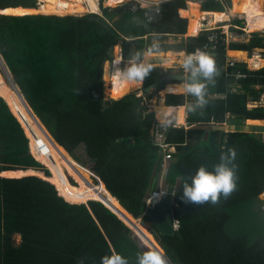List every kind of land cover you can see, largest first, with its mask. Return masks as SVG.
<instances>
[{
    "label": "trees",
    "instance_id": "trees-1",
    "mask_svg": "<svg viewBox=\"0 0 264 264\" xmlns=\"http://www.w3.org/2000/svg\"><path fill=\"white\" fill-rule=\"evenodd\" d=\"M134 4L128 0L101 7L102 15L0 13V57L60 150L80 171L85 167L77 153L81 150L92 170L85 168L97 175L98 183L82 176L104 197L115 198L125 212L141 219L142 229L170 264H264V200L259 197L264 192V135L220 128L229 117L230 123L264 119V104L249 106L264 96V65L251 69L244 61L231 64L227 56L228 48L249 54L259 48L264 58V33L252 32L247 41L227 43L225 33L215 29L221 39L210 52L219 75L207 85L208 104L195 114L187 112L186 125L168 128L167 140L175 146L167 170L168 189L179 179L174 206L179 224L173 233H162L144 214L146 198L157 188L161 171L152 134L157 117L148 101L159 97L166 84L185 82V72L157 66L143 81L141 95L132 91L119 98L105 95L103 79L104 64L114 59L115 46L120 45L124 60L153 44L158 45L154 52L202 50L213 31H200L202 13L243 17L250 11V0H165L132 10ZM9 6L37 8L38 0H0V9ZM145 13L152 15L151 21ZM242 23L234 20L236 25ZM171 35L177 41L168 42ZM241 50L233 53L245 54ZM183 91L169 90L164 95L166 105L194 102ZM31 137L0 77V172L5 175H0V264H79L81 260L101 264L112 250L129 264H137V255L151 247L100 195L88 202L65 197L41 163L51 168L48 160L38 158L32 149ZM29 138L37 159L30 152ZM228 149L237 153L236 191L227 199L221 196L216 204L182 200L185 180L190 183L201 165L213 170ZM63 161L68 183L79 188L83 179Z\"/></svg>",
    "mask_w": 264,
    "mask_h": 264
},
{
    "label": "bare ground",
    "instance_id": "bare-ground-1",
    "mask_svg": "<svg viewBox=\"0 0 264 264\" xmlns=\"http://www.w3.org/2000/svg\"><path fill=\"white\" fill-rule=\"evenodd\" d=\"M118 1L119 0H106V3L113 5L114 3ZM41 2H43L42 3L43 5L40 7L38 6L39 8H24L22 6H15V7L9 6V7L0 9V12L5 13V14H27V13H35V12L36 13L45 12V13L66 14V13H73V12L79 13V12L87 11V8L82 4V0H41ZM91 9L92 10L97 9V2H95V0H92L91 2ZM250 10L251 12L250 11L246 12L243 15V18L246 19L247 27L249 28V30L250 31L252 30L253 31H257V30L264 31V0H252V4L250 5ZM230 16L231 15L227 14L226 12L207 11V12L202 13V18H206L208 20V25H212L218 22L228 21ZM203 26H205V23L202 22L201 28ZM118 51H119V47L117 46L115 47V50H114L113 60L115 61L119 59L121 63L118 66L113 64L112 73H110V69L108 70L107 68H105V71L106 70L109 71V76H108L109 79H108L106 92H108L113 98H119L123 96L128 91H130L132 87H134V86L130 87L127 84V82L119 80L118 77L115 74H113L115 68L116 67L121 68L120 65L122 64V59ZM160 54H162V56L165 57L163 59V63H162L163 65L170 64L174 61V57H173L174 55L171 51L161 52ZM257 57L259 58V56ZM257 57L250 58L248 59V61L253 63L256 59H258ZM259 60L258 62H260ZM2 67L4 68V71L6 73L5 67L3 65ZM5 85H6L7 91L9 93H12L9 86L7 84ZM171 86H176V85H171ZM12 88L18 94L21 102L24 104L25 108H27V111L30 115V116L25 115L24 110L18 107L20 110H22L21 115L23 116L24 121L27 122L28 130L31 133V136H32L31 138L33 141L32 149L35 151V154L38 158H40L41 160H44V159L48 160L52 169L48 166V164H45L41 161L40 162L43 163L50 170L51 174L53 175V177L55 178L57 182L59 189L62 191L64 196L72 201H76V200L87 201L88 199L94 198L95 194L103 196L104 193L100 192V190L94 184H92L91 182H89V180H87L84 176H82L83 173H81V171L79 172L78 167H76L68 159L69 158L68 153L65 151V154H64L60 150L63 148L60 147V145L48 133V130L46 129V127L40 124L42 122L34 115L33 111L29 108V105H27V103L23 99L18 89L14 87L13 85H12ZM12 97L14 99L13 94H12ZM153 106H154L156 115L160 120L167 121L170 118L171 119L174 118V120L177 123L182 124L185 122V106L184 105H180V106L166 105V103L161 99L159 102H154ZM37 145H41L43 149L38 150ZM56 152H58L59 155L61 156V159L64 160L63 162H65L71 169L76 171L77 174H79L82 177L84 183L79 188H74L68 183V180L70 182L69 173L66 171V168H65L66 175L64 174L63 172L64 167L60 163V159L56 155ZM89 174H92V173L89 172ZM86 186H88V188H90V190L93 191L94 193H92ZM105 191L108 193L110 197H114L106 189ZM102 198L103 200H105V202L110 207H112L122 217H124V214L127 215V213L125 212V209L120 206L119 201L118 203H116L115 198H113L112 200L104 196Z\"/></svg>",
    "mask_w": 264,
    "mask_h": 264
},
{
    "label": "clouds",
    "instance_id": "clouds-1",
    "mask_svg": "<svg viewBox=\"0 0 264 264\" xmlns=\"http://www.w3.org/2000/svg\"><path fill=\"white\" fill-rule=\"evenodd\" d=\"M158 48L153 44L146 52L137 51L131 55L123 69L116 67L113 74L119 80L127 82L131 86L142 84L145 78L156 69L152 53ZM119 65V59L113 62ZM184 72L187 74L183 88L186 94L194 97V102L187 105V112L195 114L197 110L204 109L207 104V85L214 81L219 75V69L214 57L205 51L197 49L187 54L182 62ZM168 90H174L169 86ZM235 149H228L220 156V162L213 165V170H208L201 165L196 173L191 176V182L183 183V196L186 203L204 204L211 202L216 204L221 196L225 199L231 196L237 189L236 181V158ZM40 162V161H39ZM175 195V191L173 192ZM79 264H83L81 260ZM101 264H129V261L121 254L112 250L111 255L102 257ZM137 264H168L165 253L162 249H149L137 255Z\"/></svg>",
    "mask_w": 264,
    "mask_h": 264
},
{
    "label": "rangeland",
    "instance_id": "rangeland-1",
    "mask_svg": "<svg viewBox=\"0 0 264 264\" xmlns=\"http://www.w3.org/2000/svg\"><path fill=\"white\" fill-rule=\"evenodd\" d=\"M40 0H38V2H39ZM252 1V0H251ZM103 5H111V6H116L117 4L116 3H114L113 5L112 4H108V3H106V0H103ZM231 3H232V0H231ZM38 6L40 7V4H38ZM39 7H37V8H39ZM229 8H226V10L225 11H227ZM250 12H251V10H250ZM36 13V12H35ZM37 13H45V12H37ZM46 14H56V13H46ZM66 14H72V13H66ZM66 14H58V15H66ZM75 14H77V13H75ZM201 19L203 20L202 22L203 23H205V27L203 28V29H201L200 31H202V30H206L207 28H218V29H220L221 30V32H224L225 33V35H226V37H227V40H242V41H247L248 40V38L250 37V35H251V33L252 32H260V33H264V31H250L249 30V28L247 27V22H246V19H244L241 15H239V14H231V16H230V18H229V20L228 21H225V22H218V23H215V24H212V25H208V20L206 19V18H202V16H201ZM206 19V20H205ZM235 19H240V20H242V24H241V26H239V25H236V24H234V20ZM189 20V19H188ZM213 26V27H212ZM233 28H235V30L233 29ZM237 30H242V32L240 33L239 31H237ZM199 31V32H200ZM199 32L197 33V34H199ZM197 34H195V35H197ZM188 35H194V34H188ZM188 35H186L185 34V36H188ZM175 41H177L176 39H175V37L174 36H169L168 37V42H175ZM117 47V46H116ZM114 50H115V48H114ZM257 50H259L260 51V49L259 48H256L255 50H253V52L252 53H256V54H259V52H257ZM251 53V54H252ZM255 57H257V56H255ZM113 58H114V51H113ZM258 58V57H257ZM175 60H177L176 62H179V60L178 59H176L175 58ZM247 63V62H246ZM125 64L126 63H123V64H121L120 65V67H121V69H123L124 67H125ZM107 65V66H106ZM248 65V64H247ZM109 65H108V60L105 62V64H104V72H103V79H104V93H105V95L107 96V97H110V98H113L108 92H106V89H107V84H108V76H109V67H108ZM160 66H162V67H164V68H171L170 66H166V65H160ZM249 67V66H248ZM105 68H107L108 70H106L105 71ZM249 68H251V67H249ZM113 69V68H112ZM0 72H1V74H3V77H2V81H3V83H4V87L6 88V85L5 84H7L8 86H9V88H10V90H11V92L12 93H9L8 91V93L11 95V97H12V94H13V96H14V99H15V101H16V103L20 106V108L22 109V110H24V112H25V115H28V116H30L29 115V113H28V111H27V108H25V106H24V104L21 102V100H20V97L18 96V94L13 90V88H12V85H11V82H10V80H9V78H8V76H7V73H5V71L2 69V67H1V65H0ZM108 72V73H107ZM110 73H112V70L110 71ZM107 74V75H106ZM171 85H176V86H173L174 88H177V89H184L183 88V86L182 85H178V84H167L166 86H167V88H169V86H171ZM141 86V85H140ZM141 88H136V87H134V88H131L130 89V91H128V92H132V91H138V90H140ZM7 90V89H6ZM166 92H167V90L168 89H164ZM127 92V93H128ZM139 93H140V91H138ZM185 92V91H184ZM108 93V94H107ZM163 95H165V94H160V96L158 97V96H154L153 98H152V100H149V101H151L150 103H154V100L155 101H159V99H160V97L162 96L163 97ZM13 98V97H12ZM13 99V100H14ZM14 101V102H15ZM148 101V102H149ZM150 108H152V110H154V106L152 105H150ZM22 110H20V112H22ZM155 111V110H154ZM156 113V112H155ZM40 123V122H39ZM185 123V122H184ZM184 123H182V124H184ZM41 124V123H40ZM42 125V124H41ZM224 125H222L220 128H222V129H229L228 127H223ZM31 145L33 146V141H32V138H31ZM77 153H78V155L80 156V158L82 159V161H84V163H85V165L84 164H82V163H80L81 165H83V166H85V167H87L88 169H90V170H92L91 169V163H89L88 161H87V159H86V157L84 156V154L81 152V150H77ZM56 155L58 156V158H60V160H61V156L59 155V153L58 152H56ZM63 160V159H62ZM62 160L60 161V163L62 164ZM79 163V162H78ZM45 166V165H44ZM63 166V165H62ZM85 167H83V168H80L81 169V171L83 172V175L87 178V179H89L92 183H98V180H97V178L95 177V175L94 174H89V172H91V171H89L87 168H85ZM45 168H47L46 166H45ZM48 169V168H47ZM49 170V169H48ZM62 170H63V168H62ZM73 172H75L76 174H77V172L76 171H74L73 169H71ZM79 172H80V170H79ZM81 172V173H82ZM92 173V172H91ZM77 175H79V174H77ZM80 176V175H79ZM81 177V176H80ZM81 179H82V177H81ZM71 181H72V183H75V184H77V182L71 177ZM169 183H171V181L168 179V176L167 175H165V177H164V181L162 182V184H165V185H168ZM158 184H160V179L158 180ZM179 184V179L177 180V182H176V184H174V186H175V188L177 187V185ZM174 186H173V188H174ZM87 188H88V186H86ZM89 190H90V188H88ZM91 191V190H90ZM92 193H94L93 191H91ZM107 195V194H106ZM99 196V195H98ZM108 196V195H107ZM100 197V196H99ZM261 199H263L264 200V194L263 193H261L260 194V196H259ZM91 200V199H90ZM90 200H88V201H90ZM94 200V199H93ZM87 201V202H88ZM104 202H105V200H103ZM262 209L264 210V203L262 204ZM137 223L138 224H140L141 225V221H140V219L139 218H137ZM132 228V227H131ZM133 229V228H132ZM133 231L136 233V230H134L133 229ZM137 234V233H136ZM138 235V234H137ZM139 236V235H138ZM140 238L142 239V241L145 243V244H147V245H149L148 244V242L146 241V240H144L141 236H140ZM19 236L17 235L16 236V241L17 242H19ZM150 246V245H149ZM151 249H153V248H151Z\"/></svg>",
    "mask_w": 264,
    "mask_h": 264
},
{
    "label": "built area",
    "instance_id": "built-area-1",
    "mask_svg": "<svg viewBox=\"0 0 264 264\" xmlns=\"http://www.w3.org/2000/svg\"><path fill=\"white\" fill-rule=\"evenodd\" d=\"M128 0H119L118 2H116L117 5H120L124 2H126ZM135 4L132 7V10H136L138 7H149V6H157L160 4L161 0H134ZM91 2L92 0H82V4L87 8L86 12H73L72 14L75 15H83L86 13H97L99 15H102V10L101 7H114L111 5H103V0H95V2H97V9L96 10H92L91 9ZM43 2H41V0L38 2V4H40V6H42ZM116 5V6H117ZM157 11H159V9H157ZM145 16L147 18V21H151L152 20V15L149 13H145ZM205 26H203L204 28ZM201 28V29H203ZM200 29V30H201ZM210 30H213L210 35L208 36V43L205 44L204 48L202 49V51L208 52L212 55V53L210 51L214 50L217 46V44L219 43L221 37L219 36L218 32L215 31L216 28H207ZM119 46V45H117ZM116 47V46H115ZM119 54L121 55V50L119 48ZM111 61L114 62L113 59H111ZM233 63V61H231V64ZM263 100H264V96H263ZM177 127L180 126V124H178L176 121L174 120H167V121H160L159 119L157 120V123L153 125L152 127V134H153V141L154 143L158 146L159 148V153L161 156V171H160V184H158L157 188L155 190H153L152 192L149 193V195L146 198V207L149 205H154L156 200H160L165 194H171L174 197V204L175 203V197H176V188L174 186V188L172 190L168 189L167 185L162 184V182L164 181V177L165 175H167V170H168V164L172 158V154L175 151V146L172 145L171 143L168 142L167 140V131L169 127ZM29 147H30V152L32 153V155L36 158L35 154L32 152L31 149V145H30V138H29ZM37 149L38 150H42L43 147L41 145H37ZM37 159V158H36ZM39 161V160H38ZM43 164V163H42ZM44 165V164H43ZM50 171V170H49ZM93 174V173H92ZM175 191V195H173V192ZM264 194V192H263ZM175 226L176 228L178 227V220L175 218Z\"/></svg>",
    "mask_w": 264,
    "mask_h": 264
},
{
    "label": "water",
    "instance_id": "water-1",
    "mask_svg": "<svg viewBox=\"0 0 264 264\" xmlns=\"http://www.w3.org/2000/svg\"><path fill=\"white\" fill-rule=\"evenodd\" d=\"M0 13H2V12H0ZM160 53L161 52L152 53L153 60L157 64V66H160L163 63V59H164L163 56H162V54H160ZM0 64H2L5 67L7 76L9 78L11 84L14 87H16L18 89V91L20 92L19 88L17 87V85L15 84L14 80L12 79V77H11L8 69L6 68V65L4 64V62H3V60H2L1 57H0ZM113 64H114L113 61L108 60V65L110 67V71L113 68ZM20 94L22 95L21 92H20ZM22 97H23V95H22ZM23 99L25 100V102L27 103V105H29L28 102L26 101V99L24 97H23ZM29 108L32 110V108L30 107V105H29ZM33 113H34V111H33ZM34 115L36 116L35 113H34ZM23 170H26V169H23ZM2 172L3 171L0 172V175L1 176H5V175L2 174ZM23 175H29V174H23ZM174 206H175V204H174V197L171 194H165L160 200H156L154 205L147 206L146 209H145L144 214H146L150 218L151 222L154 223L157 226V228L162 233H173L175 231V229H176V226H175V223H174V221H175ZM110 209H112V208H110ZM115 213L118 215L117 212H115ZM124 217L126 219H124L122 217H120V218L123 219L126 222L127 225H129L134 230H136V233L139 236H141L144 240H146L148 242V244L150 245L151 248H153V249H161L158 246V244L155 242V240L154 239H151L148 236V234L142 229L141 225L137 223V218H135L134 216H132L128 212H127V215L124 214ZM168 264H170V263L168 262Z\"/></svg>",
    "mask_w": 264,
    "mask_h": 264
},
{
    "label": "crops",
    "instance_id": "crops-1",
    "mask_svg": "<svg viewBox=\"0 0 264 264\" xmlns=\"http://www.w3.org/2000/svg\"><path fill=\"white\" fill-rule=\"evenodd\" d=\"M163 1H165V0H161V2H163ZM160 2V3H161ZM187 3V2H186ZM252 4V1L250 0V5ZM188 6V5H187ZM201 8V7H200ZM247 14H249V13H247ZM247 14H245V15H247ZM117 18V17H116ZM187 19H189L188 17H187ZM188 22H189V20H188ZM186 35H188L187 33H186ZM226 41H227V43L228 42H230L231 40H227V37H226ZM233 41H240V40H233ZM119 48H120V50H121V47H120V45L118 46ZM237 50H241V49H227V56H228V59L229 60H231V61H244V62H247V64H248V66L249 67H251V69H258V68H261L263 65H264V58L262 57V55H261V49H260V51L259 50H257V52H259V54H256V53H252V54H249L248 53V51H245V50H241L243 53H245V54H234L233 52L234 51H237ZM168 51H171L172 53H173V57H174V61L172 62V63H170V64H167L166 66H170L171 68H174V71L175 72H178L181 68H183L182 67V62H183V59L185 58V56L187 55L186 53H185V51H178V50H168ZM167 51V52H168ZM119 52V51H118ZM162 52H166V51H162ZM175 52V53H174ZM120 53V52H119ZM153 53H155V52H153ZM121 59H122V64L123 63H127L128 62V60H124L123 58H122V53H121ZM255 56H259V58L258 59H256L253 63L252 62H249L248 61V59H250V58H253V57H255ZM163 58H165V57H163ZM175 58L176 59H178L179 60V62H176L177 60H175ZM259 59H261V60H259ZM258 60L260 61V62H258ZM262 62V63H261ZM1 65V64H0ZM161 65H163V64H161ZM2 66V65H1ZM3 68V67H2ZM3 70H4V68H3ZM113 70V69H112ZM184 76L186 77L187 76V74L185 73L184 74ZM0 77L2 78L3 77V74H1V72H0ZM168 84H178V85H182L183 86V84H184V82H181V83H168ZM139 85V86H138ZM138 85H136V88L138 87V88H141V86H142V84H138ZM141 85V86H140ZM167 85V84H166ZM135 87V86H134ZM134 87H132V88H134ZM166 87V86H165ZM165 89V88H164ZM162 90V91H160V94H166V93H169L168 91L169 90H167V92L165 91V90ZM168 89V88H167ZM138 91H140V93L138 92V94L139 95H141L142 94V90L140 89V90H138ZM184 92V91H183ZM181 93V92H180ZM163 100L164 101V95H163V97L161 96L160 97V99H159V101L160 100ZM150 100H152V99H150ZM159 101H155L154 100V102H159ZM151 101H149L148 102V107L150 108V105L152 106L153 105V103H150ZM263 105L264 104V100H263V96L261 97V99H260V101H254V102H250L249 103V106L250 107H253V106H257V105ZM17 106L20 108V106L17 104ZM180 106V105H179ZM185 106V123L184 124H180V123H178V124H180V126L181 125H186V117H187V105H184ZM150 109H152V108H150ZM156 117H157V115H156ZM159 118L157 117V120H158ZM230 119H233L232 117H229L228 118V120L226 121V122H224V123H222L221 125H220V127L222 126V125H224L223 127H228L229 129L228 130H235V129H239V130H245V131H251V130H255L256 132H261L263 135H264V119H243V120H241V121H239V122H237V123H230ZM160 120V119H159ZM169 120H174V118H170ZM160 121H163V120H160ZM175 121V120H174ZM225 130H227V129H225ZM177 191V190H176Z\"/></svg>",
    "mask_w": 264,
    "mask_h": 264
},
{
    "label": "flooded vegetation",
    "instance_id": "flooded-vegetation-1",
    "mask_svg": "<svg viewBox=\"0 0 264 264\" xmlns=\"http://www.w3.org/2000/svg\"><path fill=\"white\" fill-rule=\"evenodd\" d=\"M96 176V175H95ZM99 177V176H98ZM100 178V177H99ZM101 197H103V196H101Z\"/></svg>",
    "mask_w": 264,
    "mask_h": 264
}]
</instances>
